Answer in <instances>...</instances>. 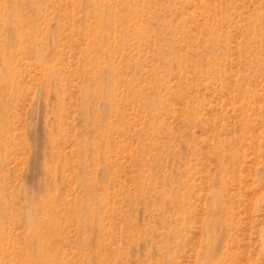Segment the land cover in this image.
<instances>
[{
	"label": "rangeland",
	"instance_id": "obj_1",
	"mask_svg": "<svg viewBox=\"0 0 264 264\" xmlns=\"http://www.w3.org/2000/svg\"><path fill=\"white\" fill-rule=\"evenodd\" d=\"M0 264H264V0H0Z\"/></svg>",
	"mask_w": 264,
	"mask_h": 264
}]
</instances>
